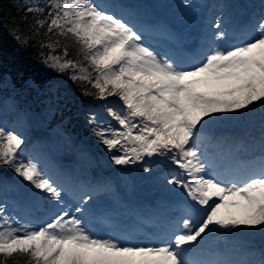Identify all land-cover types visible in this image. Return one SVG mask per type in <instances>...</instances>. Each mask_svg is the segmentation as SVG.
<instances>
[{"label": "snow or ice", "instance_id": "obj_1", "mask_svg": "<svg viewBox=\"0 0 264 264\" xmlns=\"http://www.w3.org/2000/svg\"><path fill=\"white\" fill-rule=\"evenodd\" d=\"M29 14L32 34L44 29L47 67L96 90H85L86 96L118 98V108L104 106L114 124L96 112L87 117L92 133L112 153L111 162L143 163L150 172L148 162L162 158L171 166L167 183L180 189L184 200L178 218L152 242H125L115 225L100 235L95 222L111 217L101 220L89 202L108 184L70 193L38 160L26 156L21 134L0 127V166L7 165L52 205L46 218L33 222L22 221L0 202V264L21 259L26 264H264V249L210 244L221 231L264 234V133L260 155L243 162L207 133L218 116L264 107V16L235 38L215 20V31L203 37L199 50L177 60L147 42V30L128 19L132 13L125 14L123 5L31 0L22 19ZM73 43L88 67L69 57ZM209 147L215 149L211 154ZM8 183L0 174V186Z\"/></svg>", "mask_w": 264, "mask_h": 264}, {"label": "rangeland", "instance_id": "obj_2", "mask_svg": "<svg viewBox=\"0 0 264 264\" xmlns=\"http://www.w3.org/2000/svg\"><path fill=\"white\" fill-rule=\"evenodd\" d=\"M202 1L99 0L100 3L109 4L110 6L123 4L126 13L130 11V7L135 6L136 15L132 14V17L128 19L132 21L133 16L138 17L140 14L139 22L136 24L138 27L144 29L153 27L154 24H150L148 20L151 17L154 22L161 21L160 27H155L151 32L146 33H149L152 39H165V41L167 39L172 44H179L183 39L188 40L195 37L197 28L201 24L199 19L202 10L196 8L197 15L192 16L189 15V12L197 5H203ZM226 1L232 3L238 0H215L213 3L215 8L212 6L211 15L219 12L222 17L220 20L227 25L229 33H232L231 30H233L237 20H245L248 18L247 16L251 18L250 14L257 5L261 6L262 9L261 15L257 19L264 16V0H243L241 3L246 2V6L235 8L233 14L227 15L228 18L224 20L223 15L228 12L225 8L227 7ZM130 12L132 13V11ZM181 21L185 26L182 25ZM213 24H211L210 31H215L212 27ZM155 31L156 33H154ZM230 36L232 35L230 34ZM85 63L84 66L88 67L87 62ZM25 97L26 95H23V98ZM100 102L87 104L84 107V112L80 115L82 123L75 120L73 124L75 128L68 129L53 123L52 119L56 113V107H53L48 101L43 105H39L38 110L31 111L18 105L12 97L3 96L0 98V127L21 134L26 141L25 145H22L26 156L38 160L42 167H45L49 174L64 185L70 193L78 192L82 184L92 185L97 183V179L106 182L108 187L95 195L93 201L89 202L90 205L100 209L97 216L100 218L99 215L102 213L108 215V211L110 214L114 213L111 220H114L116 226H120L121 222L128 226L129 221H137L141 228L129 230V237L135 242L150 239L151 235L149 234L153 233L155 228H152L150 224H141L142 222L137 220V213L148 207L146 206V200L150 198L153 208H159L165 212L164 216L158 215L159 217L168 219L167 207L170 205L174 208L173 211L178 212L177 209L184 200V194L180 189L167 183L166 177H169L171 166L165 164L162 158L159 162H157V158H153L148 162L152 166L150 172L143 170L146 166L143 163L138 167L136 164L117 166L111 162L112 153L108 152L92 133V126L87 117L90 112H96L101 115L103 120L114 124L104 112V106L118 108L120 105L117 97H109L107 100H101ZM262 109V106L257 105L253 111L241 115L225 114L218 116L208 125L207 133L214 142L223 143L228 147H230L228 142L235 141L237 138L238 143L242 142L245 149L260 151L262 133H264V119L261 120L253 114H258ZM76 126L87 129L84 144L80 146L76 145L78 134ZM210 149L211 152L215 151L212 147ZM233 151L237 158L245 155L239 154L240 147H236ZM254 154V156L258 155ZM75 171H88L93 178L82 183ZM69 174L71 179L68 182L72 183L67 184ZM5 178L9 183L0 186V202L8 205L10 213L17 215L22 221L39 222L41 218H46L45 213L52 205L44 193L33 190L28 182L23 181L15 173L12 179ZM66 199L74 206L75 202L71 199V196L66 197ZM36 200L40 205L35 206ZM169 220L171 221L170 217ZM95 225L99 230H107L109 223L97 221ZM125 239L127 238L125 237L123 240ZM213 241H216L219 245L238 243L248 249L251 247L253 249L258 245L264 246V234L258 230L249 229H242L234 234H225L221 231L213 237L210 244Z\"/></svg>", "mask_w": 264, "mask_h": 264}, {"label": "trees", "instance_id": "obj_3", "mask_svg": "<svg viewBox=\"0 0 264 264\" xmlns=\"http://www.w3.org/2000/svg\"><path fill=\"white\" fill-rule=\"evenodd\" d=\"M31 0H0V98L12 97L18 105L25 110L35 111L39 105L51 103L56 107L53 123L65 128H75V120L81 122L80 115L87 104L101 103L94 96L84 95V91L95 93V89L80 81L73 82L69 74H58L47 67L45 59L49 49L42 47L47 43L44 37V29L39 36H34L30 31L33 17L28 15L24 20L26 7ZM53 41L59 39L61 44L69 41L52 36ZM78 45L75 43L69 48V57L84 66L83 61L77 55ZM59 52V49L57 50ZM85 67V66H84ZM92 70L89 68V72ZM95 75V73H93ZM23 95H26L23 98ZM255 116H264V107L261 113ZM76 145H83L87 129L78 127ZM0 174L12 178L14 171L7 165L0 166ZM7 264H13L9 260ZM19 264H26L25 259L19 260Z\"/></svg>", "mask_w": 264, "mask_h": 264}, {"label": "bare ground", "instance_id": "obj_4", "mask_svg": "<svg viewBox=\"0 0 264 264\" xmlns=\"http://www.w3.org/2000/svg\"><path fill=\"white\" fill-rule=\"evenodd\" d=\"M238 2H240V0H238L237 2H234L233 4L232 3H230V2H228L227 1V7L226 8H229V11H228V13H230V12H232L237 6H241L240 5V3H238ZM246 5V3H244V6ZM135 8V6H133V7H130L129 8V10L130 11H133V9ZM261 11V6H255L254 7V9H253V12H254V15H258L259 14V12ZM226 12V11H225ZM221 15V14H220ZM139 16H141L140 14H139ZM139 16L138 17H135V16H133L134 18H136V22H134L135 24H137L138 22H139ZM218 17V15H215V17H214V19L215 18H217ZM138 18V19H137ZM151 19H153L152 17L151 18H148V20H151ZM255 19V18H254ZM183 21H186V20H183ZM183 21H181V23H182V25L183 26H185L184 24H183ZM185 23V22H184ZM250 23V21L248 22V24ZM248 24H246V26H248ZM162 26V25H161ZM158 28V27H157ZM246 28V27H245ZM243 29V28H242ZM173 34V33H172ZM211 35V32H209V31H205L204 33H203V35H202V37H204L205 35ZM195 42V41H194ZM199 48H200V45H198L197 46V50H199ZM260 131H261V129H260ZM237 139V138H236ZM236 139H235V141H232V142H228V145H230V147L232 148V149H235L236 147H240V153H242V154H245V158L246 159H244V161H248V160H251V159H253L254 157H257V156H259L260 155V151L259 150H257V151H250V150H247V149H245L244 147H243V143L242 142H240V143H238V139H237V142H236ZM211 149H210V147H209V151H210ZM256 150V149H255ZM210 153H211V151H210ZM254 153H256V154H258L257 156H254L255 154ZM240 161H242L243 162V159H241V158H238ZM69 172V171H68ZM64 173H66V172H64ZM70 173V172H69ZM75 173H77L78 175H79V180L83 183L84 181H86V180H90L91 178H93V177H91V173L90 172H88V171H83V172H79V171H75ZM3 176H5V175H3ZM6 177V176H5ZM68 177V179H67V184H69V183H72V182H68L71 178L69 177V176H67ZM98 180V182H101L99 179H97ZM93 184H96V183H93ZM82 186H84L83 184L80 186V188L82 187ZM174 195V194H173ZM70 203V202H69ZM71 204V203H70ZM37 205H40V204H38V201L36 200L35 201V206H37ZM97 208V207H96ZM98 209V208H97ZM100 210V209H99ZM174 209H172V207L169 205L168 207H167V212H168V214H170V215H177V213H176V211H173ZM177 210H179L178 212H180V207H179V209H177ZM138 215H137V220L138 221H140V222H143V223H145V224H150V225H155L154 226V233L152 234V235H154V236H156V235H158V234H160V233H162L166 228H167V226H168V224H169V222H170V220H169V217H168V219H166V218H163V217H159L158 215H161V216H164V214H165V212L162 210V209H159V208H151V209H149V208H144L143 210H141V211H139L138 213H137ZM180 214V213H179ZM114 215V213H112V214H110L109 213V211H108V215L107 214H101L100 216H101V219H103L105 216H108V217H112ZM109 225H110V229L109 230H113V228H112V226L113 225H115V223H114V220H110L109 221ZM137 226V225H139V223H137L136 221H134V222H128V228H122V227H118L119 228V234L120 235H124V236H127V234L126 233H123L124 232V230H126V229H134L133 227H131V226ZM116 226V225H115ZM140 228V227H139ZM130 240H132V239H130ZM252 248V247H251ZM249 249L250 251H255V252H259L261 249H264V246L263 245H258L256 248H253V249Z\"/></svg>", "mask_w": 264, "mask_h": 264}, {"label": "water", "instance_id": "obj_5", "mask_svg": "<svg viewBox=\"0 0 264 264\" xmlns=\"http://www.w3.org/2000/svg\"><path fill=\"white\" fill-rule=\"evenodd\" d=\"M137 165H139V163H137Z\"/></svg>", "mask_w": 264, "mask_h": 264}]
</instances>
